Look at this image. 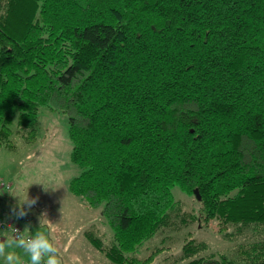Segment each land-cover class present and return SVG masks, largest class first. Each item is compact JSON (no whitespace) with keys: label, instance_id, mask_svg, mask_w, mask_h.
<instances>
[{"label":"trees","instance_id":"16d2710c","mask_svg":"<svg viewBox=\"0 0 264 264\" xmlns=\"http://www.w3.org/2000/svg\"><path fill=\"white\" fill-rule=\"evenodd\" d=\"M45 109L111 264H264V0H0V148ZM213 226L224 250L181 237Z\"/></svg>","mask_w":264,"mask_h":264},{"label":"rangeland","instance_id":"374dc122","mask_svg":"<svg viewBox=\"0 0 264 264\" xmlns=\"http://www.w3.org/2000/svg\"><path fill=\"white\" fill-rule=\"evenodd\" d=\"M42 115V140L38 145L19 144L15 150L0 148V191L3 194L7 192L1 184H11L14 205L18 197L22 198L26 192L29 198L38 197V202L27 214L29 220L19 218L20 222L34 234L40 228L41 214H46L48 221L42 230L49 232L54 239L63 264H111L89 244L84 230L94 226L105 236L107 243L113 239L112 231L99 210L69 189V183L80 170L71 160L68 115L48 109ZM175 193L177 197H182L179 190L176 189ZM213 228L202 230L190 227L181 237L193 232L196 237L208 241L214 249L224 250L227 244L216 234L215 226ZM149 252L143 249L140 255L146 256ZM24 259L27 261L28 258Z\"/></svg>","mask_w":264,"mask_h":264},{"label":"clouds","instance_id":"9594fccd","mask_svg":"<svg viewBox=\"0 0 264 264\" xmlns=\"http://www.w3.org/2000/svg\"><path fill=\"white\" fill-rule=\"evenodd\" d=\"M37 202L38 197L29 198L26 192L22 198L18 197L12 213L17 218L24 217ZM46 221V214L42 213L40 228L34 234L28 226L22 232L11 225L0 230V259L3 264H63L54 239L49 232L42 230ZM24 257L28 258L27 261Z\"/></svg>","mask_w":264,"mask_h":264},{"label":"crops","instance_id":"0c3cea01","mask_svg":"<svg viewBox=\"0 0 264 264\" xmlns=\"http://www.w3.org/2000/svg\"><path fill=\"white\" fill-rule=\"evenodd\" d=\"M12 195V194H11ZM6 194H3V192L2 191H0V207L1 206H3V207H5V208H3V209H6L5 211H3L1 208H0V213H1V215H7L8 213H7V210L9 211V210H11V209H13L16 205H14L13 204V202L12 201H14L13 199L12 200H10V198H9V196H7ZM0 264H3V260L2 259H0Z\"/></svg>","mask_w":264,"mask_h":264},{"label":"built area","instance_id":"2783aa9c","mask_svg":"<svg viewBox=\"0 0 264 264\" xmlns=\"http://www.w3.org/2000/svg\"><path fill=\"white\" fill-rule=\"evenodd\" d=\"M2 186H4L8 191L11 190V184L6 185L3 183ZM8 225H11V226L17 228L21 232L24 230V227L20 224L15 223V221L13 219H7V220L0 219V230H4Z\"/></svg>","mask_w":264,"mask_h":264},{"label":"water","instance_id":"95a60500","mask_svg":"<svg viewBox=\"0 0 264 264\" xmlns=\"http://www.w3.org/2000/svg\"><path fill=\"white\" fill-rule=\"evenodd\" d=\"M195 193L198 196V198L200 199L199 191L197 189L195 190Z\"/></svg>","mask_w":264,"mask_h":264}]
</instances>
